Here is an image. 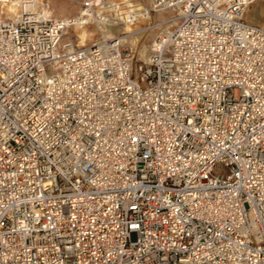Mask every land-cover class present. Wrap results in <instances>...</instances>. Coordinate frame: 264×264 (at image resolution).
Returning a JSON list of instances; mask_svg holds the SVG:
<instances>
[{
  "label": "built area",
  "instance_id": "2783aa9c",
  "mask_svg": "<svg viewBox=\"0 0 264 264\" xmlns=\"http://www.w3.org/2000/svg\"><path fill=\"white\" fill-rule=\"evenodd\" d=\"M252 1L84 0L56 18L0 0V264H264ZM165 12L136 62L103 32ZM88 26L98 44L62 45Z\"/></svg>",
  "mask_w": 264,
  "mask_h": 264
},
{
  "label": "rangeland",
  "instance_id": "374dc122",
  "mask_svg": "<svg viewBox=\"0 0 264 264\" xmlns=\"http://www.w3.org/2000/svg\"><path fill=\"white\" fill-rule=\"evenodd\" d=\"M82 1L83 0H46V3L48 5V8L53 12L52 15L56 17L60 15L64 16L67 14L68 15L75 14L78 11L80 3ZM114 1H121V0H114ZM131 1L135 3L145 2V0H131ZM49 3L52 5H50ZM57 4L63 5L64 6L63 9L67 12L63 11V13H60L59 10L57 9V6H58ZM256 5H264V0H257L250 7H248L244 15V20L246 22H250L254 19H257L258 23H264V13L258 14L257 10L255 9ZM172 16H174L172 12L154 14L150 17L149 20H140L139 22L131 26L132 30L134 29L133 31L135 34L126 38L127 40L125 41L123 40L121 45L124 48H130L133 50L134 55H135L134 62L143 59V57H141V54H140L142 48L144 46L148 48L151 40L154 39L156 36H158L161 33L162 29L164 28L165 25L161 23L165 21V19L170 18ZM158 24H161V25H158ZM169 24H167L165 27H168L169 30H171V28L174 25L171 26L172 23H169ZM148 26L150 27L147 28ZM118 27L120 26H117L113 29V34L115 37H118V34H120L115 31ZM83 28L92 34L91 38L87 41V44H91L93 41L95 42L100 37V33L95 27L88 26V27H83ZM110 29L111 28L106 29L110 31L108 33H111ZM106 30L103 32H106ZM70 34H71L70 37H72L75 42L76 41V31L71 29ZM135 64L136 63H134L133 65Z\"/></svg>",
  "mask_w": 264,
  "mask_h": 264
},
{
  "label": "bare ground",
  "instance_id": "6f19581e",
  "mask_svg": "<svg viewBox=\"0 0 264 264\" xmlns=\"http://www.w3.org/2000/svg\"><path fill=\"white\" fill-rule=\"evenodd\" d=\"M40 1H42V3L44 5L45 4L47 5L46 0H40ZM255 1H257V0H253L252 1V4ZM57 5H58L57 6V9L59 10V12L60 13H63V11H65L63 9L64 6L63 5H59V4H57ZM255 9L257 10V13L258 14L264 13V5H256L255 6ZM65 12H67V11H65ZM250 22H252V23H258L257 19H254V20H252ZM169 23H172L171 26L174 25L176 23V19L172 16L170 18L165 19V21H163L161 24H164L166 26ZM161 24H158V25H161ZM165 26L162 29L161 34H166L169 31V28L168 27H165ZM76 28H73V30L76 31V41L75 42H74V39L72 37H70L71 36L70 31H68L64 35V37L62 38V42H61L62 45L63 46H68L67 48L69 50L76 49V48H86V47H89V46H95L96 44L99 43V40L101 38V35H100V37L95 42L93 41L91 44H87V41L91 38L92 34L90 32H88V31H86L83 27H76ZM113 29L112 28L110 29L111 30V33H108L110 31L109 30H106V32H104L105 35H112L113 34ZM133 30H132V28H131L130 25H123V26L118 27L115 31L117 33H120V34H118V37H114V40H117V44L118 45L121 44L123 40L125 41V40H127L126 38H128L131 35L135 34ZM116 32H114V33H116ZM140 54H141V57L145 58L146 55H147V47L144 46L142 48Z\"/></svg>",
  "mask_w": 264,
  "mask_h": 264
},
{
  "label": "crops",
  "instance_id": "0c3cea01",
  "mask_svg": "<svg viewBox=\"0 0 264 264\" xmlns=\"http://www.w3.org/2000/svg\"><path fill=\"white\" fill-rule=\"evenodd\" d=\"M83 1H84V0H83ZM145 1H146V0H145ZM49 4H50V3H49ZM50 5H52V4H50ZM50 5H49V6H50ZM49 10H50V9H49ZM79 11H80V6H79L78 11H77L75 14H71V15H68V14H67V15H64V16H61V15H60V16H56V18H57V17H65V16H75V15H77V14L79 13ZM50 12H51V15H52L53 12H52L51 10H50ZM52 16H53V15H52ZM53 17H55V16H53Z\"/></svg>",
  "mask_w": 264,
  "mask_h": 264
}]
</instances>
